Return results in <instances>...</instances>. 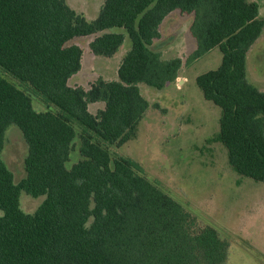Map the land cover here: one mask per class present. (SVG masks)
<instances>
[{
    "label": "trees",
    "instance_id": "trees-1",
    "mask_svg": "<svg viewBox=\"0 0 264 264\" xmlns=\"http://www.w3.org/2000/svg\"><path fill=\"white\" fill-rule=\"evenodd\" d=\"M174 15L191 17L186 61L154 45ZM263 31L254 0H104L92 20L67 0H0V264H225L230 242L111 149L137 136L150 108L141 83L162 89L219 47V67L196 78L222 110L214 139L239 175L263 181L264 90L247 78ZM127 36L116 78L70 84L84 56L77 39L112 57ZM12 124L28 145L19 182L2 158ZM77 139L81 159L68 167ZM22 191L44 196L34 213Z\"/></svg>",
    "mask_w": 264,
    "mask_h": 264
},
{
    "label": "rangeland",
    "instance_id": "rangeland-1",
    "mask_svg": "<svg viewBox=\"0 0 264 264\" xmlns=\"http://www.w3.org/2000/svg\"><path fill=\"white\" fill-rule=\"evenodd\" d=\"M254 1L264 18V0ZM67 2L92 20L104 0ZM190 24L191 17L179 15L165 21L162 36L154 42L165 58L181 57L186 61L196 46ZM92 39L76 40L84 49V56L81 70L70 79L71 85L89 87L100 76L116 78L118 64L131 47L127 36L117 54L97 56L89 46ZM222 56L219 47L213 48L191 65H184L176 80L162 89L141 83V92L149 100L150 108L139 124L137 136L111 150L113 154L138 160L150 179L199 219L215 227L220 237L230 242L225 264H264V180L239 175L229 164L226 147L214 139L222 110L204 97L196 82L199 74L218 68ZM247 78L264 90V31L248 54ZM100 106L93 104L91 109L95 111ZM78 146L79 141L68 167L81 159ZM27 152L21 130L10 125L2 158L16 182L26 176ZM43 200L44 196L21 193V207L27 213H34Z\"/></svg>",
    "mask_w": 264,
    "mask_h": 264
}]
</instances>
